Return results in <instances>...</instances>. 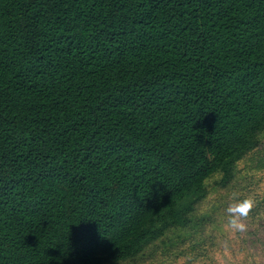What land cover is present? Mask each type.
Here are the masks:
<instances>
[{
	"label": "trees",
	"instance_id": "obj_1",
	"mask_svg": "<svg viewBox=\"0 0 264 264\" xmlns=\"http://www.w3.org/2000/svg\"><path fill=\"white\" fill-rule=\"evenodd\" d=\"M261 170L264 0H0V264H216Z\"/></svg>",
	"mask_w": 264,
	"mask_h": 264
},
{
	"label": "rangeland",
	"instance_id": "obj_2",
	"mask_svg": "<svg viewBox=\"0 0 264 264\" xmlns=\"http://www.w3.org/2000/svg\"><path fill=\"white\" fill-rule=\"evenodd\" d=\"M242 167L243 164L240 163L239 168ZM250 181L247 179L244 180L243 184H234L229 188L226 196L221 194L220 191L212 192L208 197L209 204H202V211H204V208L208 211L211 210L213 204L218 208L215 213L213 212L216 219L213 217L211 219L215 223L208 228L210 236L222 239L219 242L221 247L215 246L209 253L210 259L216 261V264H241L244 258H250L249 261L254 260V258L255 260L260 259L259 256L255 257L257 253H260L259 247L255 248L254 243L249 244V240L254 239L252 233L256 234L257 229L250 225L249 219H246L245 216H240L237 219L238 224H243V229L234 227L230 220L235 217L228 212L229 207H234L245 200L256 201L257 198L262 199L264 197V170L258 172L256 178ZM189 250L184 245L175 250L174 253L164 252V254L158 256L155 254L150 259H147V257L142 259L138 264H187L191 256ZM195 264L199 263L195 262Z\"/></svg>",
	"mask_w": 264,
	"mask_h": 264
},
{
	"label": "clouds",
	"instance_id": "obj_3",
	"mask_svg": "<svg viewBox=\"0 0 264 264\" xmlns=\"http://www.w3.org/2000/svg\"><path fill=\"white\" fill-rule=\"evenodd\" d=\"M250 208H251V201L249 200H245L235 205L234 207H229L228 212L233 214V216L235 217L232 220H230V223L234 227H239L240 229H243V224H238L237 219L240 216H246Z\"/></svg>",
	"mask_w": 264,
	"mask_h": 264
}]
</instances>
